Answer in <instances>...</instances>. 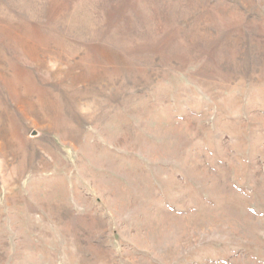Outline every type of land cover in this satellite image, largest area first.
<instances>
[{"label": "rangeland", "instance_id": "rangeland-1", "mask_svg": "<svg viewBox=\"0 0 264 264\" xmlns=\"http://www.w3.org/2000/svg\"><path fill=\"white\" fill-rule=\"evenodd\" d=\"M0 264H264V0H0Z\"/></svg>", "mask_w": 264, "mask_h": 264}]
</instances>
